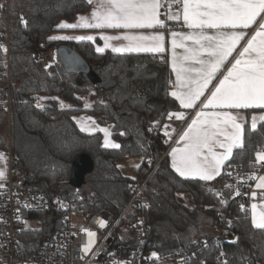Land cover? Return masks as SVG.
<instances>
[{
	"label": "trees",
	"instance_id": "obj_1",
	"mask_svg": "<svg viewBox=\"0 0 264 264\" xmlns=\"http://www.w3.org/2000/svg\"><path fill=\"white\" fill-rule=\"evenodd\" d=\"M5 3L0 0V5ZM89 8L86 0H9V14L0 9V40L8 27L10 32L9 58L0 51V150H8L9 135L23 185L44 191L52 201L48 211L34 214L42 218L41 227L22 230V249L29 254L36 252L60 226L61 212L53 205L55 199L85 211L120 213L131 197L129 186L149 177L145 193L150 204L132 209L128 216L131 221L142 218L148 230V246L161 252L193 248L200 263L264 264V230L252 226L250 209L241 210L225 187L231 164L254 171L255 152L261 147L258 141L264 139V121L252 131L247 120L245 147L234 150L217 179L204 182L182 178L171 167L167 153L171 141L166 142L163 133L167 112L181 109L169 95L172 70L167 54L101 53L89 41L69 43L100 76L95 85L86 75L67 72L57 55L50 67L37 58L45 51H55L63 42L49 39L61 19L72 20ZM21 16L27 26L21 23ZM87 93H93L90 107H85L83 98ZM37 97H48L40 108L36 107ZM8 98L9 111L4 106ZM60 99L71 106L61 107ZM80 112L111 124L112 136L121 148L103 147L101 132H82L73 118ZM83 153L92 158L94 168L80 187H74L70 183L72 164ZM127 156L143 157L134 180L117 167ZM217 192L226 197V205L220 203ZM180 193L191 197L194 207H189ZM198 210L213 218V227L218 223V213L230 210L235 236L222 237V244L217 246L209 231L188 245L189 228L201 223ZM204 239H209L206 247L201 246ZM221 252L223 261L217 260Z\"/></svg>",
	"mask_w": 264,
	"mask_h": 264
},
{
	"label": "snow or ice",
	"instance_id": "obj_2",
	"mask_svg": "<svg viewBox=\"0 0 264 264\" xmlns=\"http://www.w3.org/2000/svg\"><path fill=\"white\" fill-rule=\"evenodd\" d=\"M86 3L92 6L89 15L78 16L76 23L61 21L56 27L59 29H167L165 19H161V16H166L167 20L171 21H180L182 17L187 28L200 30L195 34L171 32L172 68L176 73V81L174 90L169 95L179 102L181 109H196L199 105L200 110L196 111L195 117L179 135L176 144H182V146L172 147L169 156L171 167L185 179L210 182L221 176L226 162L233 158L234 150L245 147L248 118L240 115L239 112L235 114L229 111L206 112L204 109H264V0H86ZM175 6L180 7L174 12L172 9ZM2 8L3 5H0V9ZM162 9H164L163 12ZM21 23L27 26L23 16H21ZM254 24H258V28L250 38H247L246 43L234 58V62L231 63V67L227 69L226 74H223V78L219 79L213 89H210L209 86L217 79V73L233 52L237 51L241 41L246 39V33L242 29H249ZM205 29L217 31L213 35H208ZM222 29H231V31ZM49 39L93 41L95 37L91 35L52 36ZM101 39L105 41V45L103 48L98 47L97 52H103L109 47L113 52L164 51L165 35L164 32L159 31L147 36L126 31L123 35H102ZM186 40H193L199 47L186 46ZM111 41L127 43L116 46L111 44ZM178 47L184 49L182 56H178L175 52ZM0 51L6 53L8 49L0 44ZM205 53L206 59L202 58ZM185 61H192L199 67L185 66ZM206 91L210 94L205 95ZM36 99V107L40 108L42 107L40 101L48 97ZM61 107H65L62 101ZM85 107L90 105L86 103ZM166 115L169 120H185L183 111H169ZM87 120L91 123L81 124L82 132L89 134L102 132L103 147L121 148L119 143L109 139L111 133L107 127H100L92 117H87ZM258 120L264 121V115L251 116L252 131L257 130ZM164 127L167 129L170 125H164ZM151 130L150 128L149 131ZM120 134L124 135V133ZM164 135L171 139L168 131H165ZM258 143L261 147L255 152V161L264 167V139ZM0 162L6 165L7 157L4 152H0ZM117 167L122 166L117 165ZM135 167L139 169L140 164H136ZM227 175L231 176V173ZM248 178L258 180L256 188L264 189V175L257 177L251 173ZM6 179V167H0V189L5 187ZM132 179L134 180L135 177ZM225 187L232 186L225 185ZM129 188L131 189L132 186L130 185ZM216 195L221 194L217 192ZM236 195H240L239 191ZM256 195L255 191L251 193L253 198ZM261 196H264V192H261ZM220 203L224 204L226 201L221 199ZM240 207L243 210L244 205ZM260 207L262 210L257 212V205H251V223L255 229L264 230V205ZM97 223L101 229L107 227V221L104 219L98 220ZM81 232L86 234L84 242L80 245L82 253L80 259L83 261L89 254L93 256L97 254V233L83 226H81ZM72 235L75 236L76 233ZM221 255L224 254L221 253ZM151 257L159 258L156 252L151 253ZM114 264H123V262H114ZM222 264H228V262L223 261Z\"/></svg>",
	"mask_w": 264,
	"mask_h": 264
},
{
	"label": "built area",
	"instance_id": "obj_3",
	"mask_svg": "<svg viewBox=\"0 0 264 264\" xmlns=\"http://www.w3.org/2000/svg\"><path fill=\"white\" fill-rule=\"evenodd\" d=\"M179 7L175 9L178 10ZM3 8L9 14V0H6ZM161 11L163 12L164 9ZM165 17L162 16V18ZM4 33L5 38L0 40V44L7 47L6 53L9 58V27ZM52 55V51H45L37 55V58L48 60ZM174 83V79H170V86ZM10 104L8 98L4 103L8 111ZM6 153L10 164L7 179L4 181L5 187L0 189V264H114V262H123V264H208L203 260L200 263L197 252L193 248L186 247L161 252L152 245L148 246V230L144 223H141L142 218L139 217L136 221L129 219L128 216L132 209H140L150 204V197L145 193L149 177L144 181L136 180L131 185V197L120 213H111L107 210L85 211L71 202L55 199L53 205L61 212L60 226L54 229L51 239L45 241L36 252L27 253L21 247L23 221L40 220L42 222V218L35 217L34 214L48 211L52 206V201L44 191L23 185L10 138H8ZM253 167L254 170L264 171V167L256 161ZM229 172L231 176L228 177L227 184L232 186L229 188L231 198L240 205H244L243 209H250L253 191L264 202V196H261L264 189L256 188L255 180L248 178V175L253 172H247L237 164H231ZM237 191L240 195H236ZM219 199L227 202L223 195H220ZM230 213V210L218 213V223L211 234V239L217 246L222 244V237L235 236ZM100 219L107 221L106 228L99 227L97 221ZM125 224L126 228H123ZM81 226L97 233L96 249H98L96 255L89 254L83 261L80 259L82 254L80 245L84 242L86 234L81 232ZM72 233L76 235L73 236ZM122 234H124L123 237H121ZM208 243L209 239H204L201 241V246L206 247ZM153 252L158 253V259L151 257ZM221 253L224 254V252ZM221 253L217 260L223 261L224 255Z\"/></svg>",
	"mask_w": 264,
	"mask_h": 264
},
{
	"label": "crops",
	"instance_id": "obj_4",
	"mask_svg": "<svg viewBox=\"0 0 264 264\" xmlns=\"http://www.w3.org/2000/svg\"><path fill=\"white\" fill-rule=\"evenodd\" d=\"M175 7H177V6H175ZM175 7H173V9H172V11H174V12L177 11L175 9ZM91 11H92V6L90 5V8L87 11L78 13L75 16L74 19H72V20L61 19L57 24H59L61 21H65V22H68V23H76L78 16H80V15L87 16V15L90 14ZM161 19H165L166 24H167V29H159V28H157V29H135V30L94 29V28L59 29V28L56 27V30L54 32H52L51 37L52 36H72V37H75V36H88V35H91V36L95 37V39L93 41H89V42H92L95 45V48L97 49L98 47L103 48L104 45H105V41L101 39L102 35H108V36L123 35L126 31H130L131 34H142V35H146L147 36V35H152V34H154L155 32H158V31L159 32H164L165 39H164V51L163 52L141 51V52H114V53H150V54H160V55H166L167 54L169 56V60H170V67H171V70H172V78L174 79V81H176V73L173 71V68H172L173 48H172L171 32L176 31V32H183L185 34H188V33L191 32V33L195 34V33H198L200 30L199 29H189V28H187L184 25V23H183L182 17H181L180 21L167 20L166 17L162 18V16H161ZM257 28H258V24H254L249 29H242L246 33V39L244 41H241L240 45L237 46V51L233 52L232 56L229 57V60L221 68L220 72L217 73V79H215L213 81V83L209 86L210 89H213L214 85L219 82V79L223 78V74H226L227 69L231 67V63L234 62V58L237 56L238 51L240 50V48L246 43L247 38H250V36L254 33V31ZM222 30L223 31H231V29H222ZM237 30H241V29H237ZM204 31L208 35H213V34H215V32L217 30H215V29H205ZM57 40H60V39H57ZM60 41H63L65 43L81 42V41H78L76 39L60 40ZM84 41H88V40H84ZM110 43L113 44V45L119 46L120 44H125L127 42L126 41H111ZM146 43H150V42H146ZM185 44L188 47H199L198 45L194 44L193 40H186ZM105 51L113 52L110 47L109 48H105L103 52H105ZM175 52L177 53L178 56H182L184 54V49L178 47V48L175 49ZM52 53H54V51H52ZM202 58H205V59L207 58L206 53L203 55ZM184 63H185V66L192 65L194 67H199V65L193 64L192 61H185ZM174 84L170 86V92L172 90H174V87H173ZM209 94H210V92L206 91L205 95H209ZM201 99H203V97ZM178 104H179V102H178ZM199 110H200L199 105L197 106L196 109H180L179 111L185 112V120L187 119V121L185 122L184 126L180 129V125L185 120L181 121V120L173 119V122H174L173 126L170 125V127L166 129L171 134V139H169L168 136H165V140L166 141H171V145H170V147L168 149V152H167L170 164H171V157L169 156V153L171 151V148L172 147H177V146H182V144L177 145L176 141L179 139V135L182 133V131L187 127V124L190 123L192 118L195 117L196 111H199ZM204 111H206V112H211V111H229V112H232L234 114L239 112L240 115L248 118L247 120L249 121V124H251V116L255 115V116L259 117L260 115H264V109H257V108H253V109H211V108H209V109H204ZM73 118H74L75 122L77 123V125L79 126V128H80L81 124L89 125L91 123L90 121L87 120V116H83V113H77V114H75L73 116ZM261 122L262 121H260V120L257 121V127H258V125ZM176 124H179L178 130L177 131H172L173 129H175V125ZM102 145H103V143H102ZM217 151H222V149H217ZM0 152H4V151L0 150ZM4 153L6 154L7 162H6V165L4 163L0 162V167H6V176H7L8 175V170H9L10 160H9V157H8L7 153L6 152H4ZM253 173L257 177L260 176V175H264V171L254 170ZM124 175L127 176L126 174H124ZM182 178H184V177H182ZM257 182H258V180H255V183H257ZM252 204H256L257 205V212H259V211L262 210L260 206L264 205V202L259 198L258 194L256 195L255 198L252 199V201L250 203L251 217H252V208H251ZM213 229H214V227H213Z\"/></svg>",
	"mask_w": 264,
	"mask_h": 264
},
{
	"label": "rangeland",
	"instance_id": "obj_5",
	"mask_svg": "<svg viewBox=\"0 0 264 264\" xmlns=\"http://www.w3.org/2000/svg\"><path fill=\"white\" fill-rule=\"evenodd\" d=\"M56 58V50L54 51L53 55L51 58H49L48 60H45V64L46 65H50L51 63L54 62ZM83 98L86 100L87 104H91L92 102V98H93V93H87L84 94ZM61 101L63 102V104L65 105V107H69L71 106V104L63 99H60V105H61ZM40 103H43V100L40 101ZM83 113V116H87V117H92L97 124H99L100 127H107L109 129V132L111 133L109 139H111L112 141L116 142L117 141L113 138L112 136V125L109 123H102L101 121H99L98 119H96L95 117L91 116L90 114H88L87 112H80ZM173 120H167V123L165 125H172L173 126ZM178 126L179 124L175 125V131L178 130ZM9 127V126H8ZM165 131H167L165 128L163 130V133H165ZM5 134L8 135L9 128L6 127V129L4 130ZM98 132V131H97ZM95 133V132H93ZM102 133V132H101ZM8 138H10V136L8 135ZM102 143H104V134L102 133ZM143 162V159H141V157H132V156H127L124 159H122L121 161H119V165H121L122 167H120V171L123 174H126L127 176H129L130 178L135 177V179L137 178V172L138 169L135 167L136 164H140ZM180 197L187 203V205L189 207H194L195 202L194 200L189 197L188 195H185L183 193H180ZM198 222L200 224H193L191 225V227L189 228V235H190V239H187V244L191 245L193 244V242H195L197 240V237L199 235H205L207 234L209 231L213 232V224H211L210 218L213 219L211 216H208L207 213H205L203 210H198ZM26 222V223H25ZM127 224V223H126ZM126 224L123 225V228H126ZM42 226V222L40 220H28V221H23V227L25 229H31V228H39ZM185 232L181 233L184 234ZM124 234L121 235V237H123ZM232 239H235V237H233Z\"/></svg>",
	"mask_w": 264,
	"mask_h": 264
},
{
	"label": "water",
	"instance_id": "obj_6",
	"mask_svg": "<svg viewBox=\"0 0 264 264\" xmlns=\"http://www.w3.org/2000/svg\"><path fill=\"white\" fill-rule=\"evenodd\" d=\"M55 50L58 60L67 72L86 75L94 85L101 81L90 62L74 48V45L62 42L56 46ZM93 168L94 162L88 154L78 155L72 164L70 183L74 187H80L84 183L86 175Z\"/></svg>",
	"mask_w": 264,
	"mask_h": 264
}]
</instances>
